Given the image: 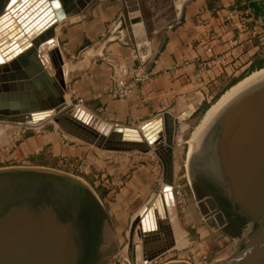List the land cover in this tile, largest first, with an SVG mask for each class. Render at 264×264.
<instances>
[{
    "label": "water",
    "instance_id": "95a60500",
    "mask_svg": "<svg viewBox=\"0 0 264 264\" xmlns=\"http://www.w3.org/2000/svg\"><path fill=\"white\" fill-rule=\"evenodd\" d=\"M92 1L0 0V123L26 130L52 127L67 141L105 153H140L157 160L160 178L132 216L123 248L126 263L151 264L171 248L173 227L178 226L164 193L173 192L177 184L175 151L183 143V123L168 111L137 126L109 123L67 102L66 81L73 65L51 41H56L61 22L83 14ZM136 13L129 11L128 22L126 14L120 15L98 47L88 50L101 53L108 42L126 38L131 25L142 23ZM43 49L53 74L40 58ZM198 174L252 223L248 234L230 236L233 251L212 264H264V72L227 96L199 128L186 152L193 194ZM89 195L104 207L89 186L66 173L0 168V264H78L81 206ZM194 198L207 225L220 231L203 199Z\"/></svg>",
    "mask_w": 264,
    "mask_h": 264
},
{
    "label": "crops",
    "instance_id": "0c3cea01",
    "mask_svg": "<svg viewBox=\"0 0 264 264\" xmlns=\"http://www.w3.org/2000/svg\"><path fill=\"white\" fill-rule=\"evenodd\" d=\"M245 1L249 14L244 21L245 31L241 32L224 25L226 10L238 0L92 1L83 14L65 19L57 28L55 42L64 61L73 65L67 76L65 98L73 102L82 98V107L88 112L121 125L137 126L168 111L183 123L184 135L196 114L199 122L207 112L200 111L204 105L211 104L227 86L230 88L264 68V0ZM130 10L139 11L142 23L129 27L130 38L110 41L96 54L95 48L113 22ZM208 32L221 35L210 52L209 40L205 39ZM87 43L93 44L94 50L80 49ZM144 57L145 66L152 71L151 79L125 100L107 95L110 77L118 67L137 66ZM68 68L65 66V70ZM184 149V143L180 144L175 151L176 160ZM105 157L90 150V146L63 139L52 127H0V168L60 171L70 158H85L89 171L104 170V165L113 186L101 196L108 194L111 199L108 214L117 241L124 235L126 244L130 220L155 188L162 169L157 160L140 153L119 156L120 165L112 158L103 161ZM177 221L170 238L171 248L157 257L164 263L182 260L201 264L209 251L228 243L227 237L210 229L200 211L195 214L189 204ZM123 248L118 253L122 255L118 264H128ZM141 258L140 253L136 259L139 262Z\"/></svg>",
    "mask_w": 264,
    "mask_h": 264
},
{
    "label": "flooded vegetation",
    "instance_id": "af4514ba",
    "mask_svg": "<svg viewBox=\"0 0 264 264\" xmlns=\"http://www.w3.org/2000/svg\"><path fill=\"white\" fill-rule=\"evenodd\" d=\"M193 190L194 196L203 199L204 204L210 209L214 223L223 234L240 238L242 232L246 231L247 234L250 232L252 223L219 192L210 180L203 175H196ZM80 214L81 245L78 264L106 263L114 254L118 242L108 212L89 195L81 206ZM209 224L213 225V222Z\"/></svg>",
    "mask_w": 264,
    "mask_h": 264
},
{
    "label": "rangeland",
    "instance_id": "374dc122",
    "mask_svg": "<svg viewBox=\"0 0 264 264\" xmlns=\"http://www.w3.org/2000/svg\"><path fill=\"white\" fill-rule=\"evenodd\" d=\"M134 16H140V13H136V14H134ZM128 17H129L128 15H125V18H126L127 22H128ZM141 29H143L142 25H141ZM126 37L130 38L129 33H127ZM92 45L93 44H90V46L88 47V46H86V44H84V45L81 46L80 49L81 50H86V49H89V48L93 47ZM229 89H227V90H229ZM225 92H223L222 94H224ZM222 94L216 100L213 99L211 101V104H209L208 109L211 106H213L219 100V98L222 96ZM66 100H67L68 103L74 104V102L72 100H70L68 97H67ZM197 115L198 114H196V116ZM196 116L194 118L195 122L193 121V122L188 123L186 128H185V130H184V135L182 134V140H183L185 149H184V154L179 157L178 162H177L176 176L178 177L179 181H178V183L175 185V187L173 189L175 206L171 209L170 216H175V214L178 216L180 212H184V210L187 209V205L188 204L191 205V209L194 210L195 214L197 212V214L199 215V210H198V207L196 205L194 194L192 192V189L190 187V184L188 182L187 175H186V152L191 147L192 142H193L194 137H195L193 135L195 134V131H196L197 127L201 124V120L203 118V116H202L201 120L199 122H196L197 121L196 120L197 119ZM3 126H16V125L11 124V123H5V122L4 123L3 122L0 123V127H3ZM90 150L95 151L97 154L106 156L103 161H107V158H108V160L111 159V158L115 159V160H118V162H117L118 165L121 164V159H117V158H119V156L120 157L125 156V154H111V153L109 154V153H105V152L97 150V149H95L93 147H90ZM135 154H139V153H135ZM73 159L77 160L78 158L67 159L65 161L64 167L62 168V170H60V172L66 173V174H68L70 176H73V177L78 178L81 181H83L87 186H89L90 189H92L96 193V195L99 197L101 203L103 204L104 208L108 212V205H109L108 203L111 201V199L109 200L108 194H106L105 197L101 196L102 194H105V191H108V188H107L108 185L107 186L104 185V182H105L104 180L110 179L109 176H108V173H107V171L105 169L106 167L104 168V165H103V169L104 170L101 169L99 171H92V170L88 171V170H86V172L75 173L73 171H70L68 166H67V162L69 160H73ZM95 176H97V177H95ZM158 176H157V180L160 178ZM156 183H157V181H156ZM187 226L189 227L190 225L187 224ZM220 234L224 235L222 237H227L228 243L226 245H224L223 247H221V248L209 251L207 253L206 258L203 259V262H201V264H212L215 261H219V260L225 259L233 251V246H234L235 241L230 236H228L227 234H223L222 232ZM124 244H125V240H124V235H123L122 238H120V240L117 242V252H115L111 256V258H109L106 261V264H108V263L118 264L119 260L116 258V256H118V253H120V250L122 249V247H124ZM117 260H118V262L116 263Z\"/></svg>",
    "mask_w": 264,
    "mask_h": 264
},
{
    "label": "built area",
    "instance_id": "2783aa9c",
    "mask_svg": "<svg viewBox=\"0 0 264 264\" xmlns=\"http://www.w3.org/2000/svg\"><path fill=\"white\" fill-rule=\"evenodd\" d=\"M226 16L224 17L226 27L236 29L237 31H245V18L249 14V8L245 0H238L234 6L226 10ZM228 24V25H226ZM220 36L216 32H208L205 39H208L207 51H211L213 44H217L220 41ZM140 63L134 67L120 66L117 73L111 76V82L106 88V94L116 100H125L133 95L142 85L148 82L152 77V71L145 66V57L140 58ZM203 64L201 65V69ZM84 100L78 98L74 104L82 107ZM67 166L70 171L75 173L89 171L90 164L85 158H78L77 160H69ZM97 177V176H95ZM104 185H108L107 188L113 186L112 180H104ZM151 264H164V261L160 258L154 259Z\"/></svg>",
    "mask_w": 264,
    "mask_h": 264
},
{
    "label": "bare ground",
    "instance_id": "6f19581e",
    "mask_svg": "<svg viewBox=\"0 0 264 264\" xmlns=\"http://www.w3.org/2000/svg\"><path fill=\"white\" fill-rule=\"evenodd\" d=\"M51 43L56 46L55 44V41L52 40ZM40 58L43 62V64L45 65L47 71L50 73V74H53L54 70L53 68L51 67V65L49 64L48 62V54H47V49H43L41 52H40ZM264 72V68L259 70V71H256L254 73H252L251 75H249L248 77H246L245 79L241 80L240 82L236 83L234 86L230 87L229 90H227L224 94H222V96L219 98V100L213 105L211 106L207 112L205 113V116L203 117V119L201 120V124L197 127L196 131H195V134L193 136H196L199 128L201 127V125L204 123V121L206 120V118L213 112V110L227 97L229 96L233 91H235L238 87H240L242 84H244L245 82H247L248 80H250L251 78L261 74ZM66 99V98H65ZM80 110H82L83 112H87L83 107H80L79 108ZM195 138V137H194ZM190 142V141H189ZM164 197H165V200H166V203L168 205V210L170 208V210L172 209L174 203H175V200H174V194L173 192H165L164 193Z\"/></svg>",
    "mask_w": 264,
    "mask_h": 264
},
{
    "label": "trees",
    "instance_id": "16d2710c",
    "mask_svg": "<svg viewBox=\"0 0 264 264\" xmlns=\"http://www.w3.org/2000/svg\"><path fill=\"white\" fill-rule=\"evenodd\" d=\"M227 89H229L228 86H227V88H225V90H223V91L221 92V94H222L224 91H226ZM221 94H219V96H220ZM219 96H217V98H218ZM217 98H216V99H217ZM216 99H215V100H216ZM208 107H209V105H204L200 111H206V109H208Z\"/></svg>",
    "mask_w": 264,
    "mask_h": 264
}]
</instances>
